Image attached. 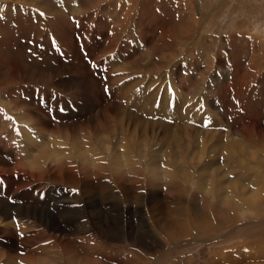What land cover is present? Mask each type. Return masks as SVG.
<instances>
[{
	"label": "rangeland",
	"instance_id": "374dc122",
	"mask_svg": "<svg viewBox=\"0 0 264 264\" xmlns=\"http://www.w3.org/2000/svg\"><path fill=\"white\" fill-rule=\"evenodd\" d=\"M15 78L27 88L21 103L61 126L118 108L117 116L134 129L142 173L107 170L103 189L93 183L85 196L89 205L104 202L103 228H117L105 246L85 240L86 249L101 255L89 264H264V204L258 207L264 189L252 192L246 172L264 162V0H0V84ZM120 85L136 99L116 96ZM39 87L49 88L54 99L34 98ZM81 96L90 101L81 102ZM145 103L148 112L153 106L154 119L144 112ZM199 110L207 118L204 128L164 129L166 112L185 121ZM252 127L263 130L260 138ZM164 140L172 142L170 151ZM170 163L179 168L175 181L163 172ZM148 167H156L151 178ZM74 191L70 204L82 197ZM59 196L43 201L53 205ZM51 208L43 204L40 210ZM25 223L13 228L24 233ZM34 225L29 229L39 230ZM85 226L82 234L64 236L83 238L89 234ZM46 262L39 264H55Z\"/></svg>",
	"mask_w": 264,
	"mask_h": 264
},
{
	"label": "bare ground",
	"instance_id": "6f19581e",
	"mask_svg": "<svg viewBox=\"0 0 264 264\" xmlns=\"http://www.w3.org/2000/svg\"><path fill=\"white\" fill-rule=\"evenodd\" d=\"M61 1L63 0H60V2ZM37 4H39V1ZM61 6L63 5L61 4ZM20 7H23L25 10H27L25 8L27 6L25 5L24 6L21 5ZM51 7H53V5H51ZM63 8L65 7L63 6ZM64 87H69V85H64ZM47 89L46 87H39L34 89L33 90L34 98L35 96L38 95L39 96V98L37 99L38 101L39 99H43L45 102L53 100L54 96L47 94L48 93ZM87 89H88L87 87H84V91L88 92ZM26 92H27V88L22 86V84L18 85V83L16 82V78H15V82H7L0 84V179H1L0 186H5V191H3L2 188L0 187V264H39L44 261L45 263H47L46 261L49 262L54 261L55 264H60V263L71 264L72 262H76L79 264H89L92 262L91 260L94 256L98 255L101 257V255L96 252L91 253L89 249H86L84 245L85 243H87L86 241L89 240L94 245L96 244L100 247L105 246V240H110L111 237H113V233L110 232L117 233L116 232L117 228L111 226L110 227L113 229L110 230H106L105 228H103L101 212L102 210H104V207L102 205L104 204V202L102 204L98 203L97 205L94 206L92 204L89 205L88 203H86L87 198H85V196H88V193L91 191V189L95 188L93 183H95L98 186L97 190L103 189L102 187H103L104 179L106 178L105 173L107 170H111V172L114 175H120V173L125 171V170L123 171L124 168L130 171L131 173H133L135 176L142 173L140 171V164H139L140 162H138L139 160L138 161L136 160L134 154L135 147L137 148V146H135L134 144L135 142L133 141L134 129L133 130L129 129L128 127L129 124L127 126L124 125V121H122L117 116L116 111L118 108H110V109L108 108L109 110L106 109L107 111L105 110V112H103L101 117L100 115H98L99 117H95L93 120L90 119L81 120V123L76 126L72 124L69 126L66 125L61 126L56 121L46 118V115L44 117L36 114L31 109L29 103L26 102L21 103L23 102L24 96L26 97ZM132 92H133V88H132ZM115 94L120 99H123V96L129 101H134L136 99L135 96L131 93V89L129 87H124L122 85H120L119 89H116ZM143 94H145V92ZM153 95L154 94H152V96ZM158 96L159 95H157L156 97ZM80 98L82 99L81 102H85L86 104L87 101H90V98H88L87 96H81ZM147 99L148 101L151 100L150 96ZM135 102L133 104H135ZM147 104L148 103H145L143 110L146 114H149L147 116H150L151 118L154 119L155 115L153 116V114H151L153 112V106L149 109L148 112ZM160 104H162V102ZM179 105L180 107L182 106L180 103ZM129 106H132V104ZM138 108H140V106ZM131 109H133V107H131ZM189 109H191L190 106ZM176 114H173L171 112H166L164 114L167 120V122H165L166 126H164V129L172 130V132L174 131L176 133H179L180 129L177 127H179L180 125H183V127L184 126L189 127V129L192 130H194L193 127H197V126L200 127L202 126V128H204L202 125L204 118H206L204 111L202 112L201 110H199L198 113H195L190 120L186 119L185 121L188 120L186 123L183 120L181 114L180 115L178 114L176 115ZM157 116L158 118L161 117L158 114V112H157ZM127 122L128 121H126V123ZM263 127L264 125L262 126V129ZM252 128L255 131L256 137L259 136L260 138L262 136L263 130L261 129V131L259 130L257 131L258 127L257 129L255 127ZM186 132L188 133V131ZM252 134H254V132ZM108 137L110 138L107 141ZM245 137L243 138L245 139ZM257 140L258 139L256 138V142ZM161 141L159 143H161ZM248 141L250 142V138H248ZM251 141H253V139H251ZM174 142L176 143V141ZM262 142L264 143V141ZM171 144L169 140L166 141L164 145L165 147L168 148V150L166 149L164 150L170 151L171 148L169 147H171ZM113 146L116 147L115 152H113L112 150ZM216 147L217 146H214L212 150L215 149ZM158 149L159 148H157V150ZM27 151L29 153H32L34 151L35 153L30 155L26 153ZM29 156H30V160L28 161L26 159ZM136 156L138 157L137 154ZM167 157H169V155ZM251 158H253V156ZM263 159L264 158H262V160ZM74 162L76 163L77 166L74 164ZM262 163L261 164L260 162L254 163L253 166L248 167L246 171L247 173L250 174L249 178L251 184H253L252 186H250L252 188V192L260 191L258 188H260L261 190L264 189V184H263L264 164ZM147 164L151 165L150 162H148ZM147 169H146L147 170L146 176H149L150 178L154 176L156 167L155 169L153 167L152 168L148 167ZM178 170L179 168L176 167L174 163H170L165 167V170H163V172L165 173V176L168 179H171V181H175L174 179L180 178V176L178 175ZM31 176H33L35 180H33ZM149 177H147V179ZM38 179H43L49 183L42 185L40 184ZM137 184H139L138 181ZM74 190L79 191L82 194V197H80L78 200L76 198L71 199L74 201H72L73 203L70 204L69 203L70 201L68 200V196L70 195L71 192L72 193L75 192ZM11 191L14 192L10 193ZM58 195L60 196L56 201L59 203L54 202L52 205L43 201L45 196L47 197L51 196L53 199ZM253 202H255V199L251 198L250 203L248 204L252 209H254ZM262 203L264 204V196H263V200L262 199L260 200V205L258 206L259 208H261ZM43 204H46V206L49 208L52 207L50 209L51 211L40 210V207ZM55 206L56 207L58 206L59 209L56 208V210H54L53 208H55ZM44 208L48 209L46 207ZM142 212L144 213V215L148 214L147 209H144ZM109 214H110L109 216L110 220L112 222H115L114 224H116L117 222H116L115 213L109 212ZM256 214L258 215V211L256 212ZM147 217L148 215L147 216L145 215V217H143V221L146 223H147ZM260 217H262V215L259 213V218ZM21 222L28 223V224L25 223L26 225L24 224L26 228L24 233L19 232L20 230L16 231L14 229L16 228L15 226H17V224H20ZM123 222L127 227L129 223H127L126 220ZM82 223L88 227V231H89L88 235L86 236L84 235V237L82 236L83 238L64 236L66 234L77 235L85 232L86 230L80 227ZM33 224H35L36 227L38 226L39 230L33 231L34 229H29V226H32ZM9 231H12V233H9ZM97 234L100 237L97 238ZM30 239H35V242L34 243L32 241L29 242ZM248 254L250 255V253ZM244 256L245 255H243V257Z\"/></svg>",
	"mask_w": 264,
	"mask_h": 264
}]
</instances>
